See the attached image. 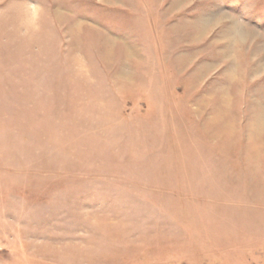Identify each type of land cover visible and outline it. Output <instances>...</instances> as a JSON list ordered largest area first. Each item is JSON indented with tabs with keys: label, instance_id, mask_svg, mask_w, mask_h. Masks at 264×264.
<instances>
[{
	"label": "rangeland",
	"instance_id": "obj_1",
	"mask_svg": "<svg viewBox=\"0 0 264 264\" xmlns=\"http://www.w3.org/2000/svg\"><path fill=\"white\" fill-rule=\"evenodd\" d=\"M0 264H264V0H0Z\"/></svg>",
	"mask_w": 264,
	"mask_h": 264
}]
</instances>
